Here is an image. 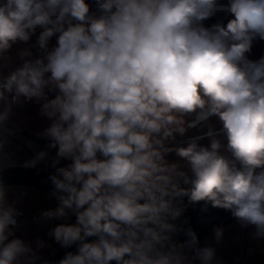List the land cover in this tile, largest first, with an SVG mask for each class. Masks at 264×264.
I'll use <instances>...</instances> for the list:
<instances>
[{
    "label": "clouds",
    "instance_id": "clouds-1",
    "mask_svg": "<svg viewBox=\"0 0 264 264\" xmlns=\"http://www.w3.org/2000/svg\"><path fill=\"white\" fill-rule=\"evenodd\" d=\"M96 6L99 16L86 0L0 2V54L42 29L37 46L44 55L24 59L32 52L23 49L22 66L0 80V126L22 98L43 101L41 114L52 122L42 135L57 149L53 167L61 158L71 161L50 175L59 203L42 213L76 216L75 224L49 232L61 247L77 245L58 264H186V248L211 264L215 249L197 247L191 228L183 243L172 242L178 230L172 221L182 213L175 201L185 196L230 210L264 237V56H246L255 39L264 40V0H96ZM218 11L233 18L205 27ZM197 110L198 120L219 117L233 159L220 154L211 129L210 147L199 146V138L165 146L186 132L184 117ZM171 151L194 178L165 160ZM17 215L0 183V264L36 259L24 240L9 239ZM214 231L219 241L222 229Z\"/></svg>",
    "mask_w": 264,
    "mask_h": 264
},
{
    "label": "flooded vegetation",
    "instance_id": "flooded-vegetation-1",
    "mask_svg": "<svg viewBox=\"0 0 264 264\" xmlns=\"http://www.w3.org/2000/svg\"><path fill=\"white\" fill-rule=\"evenodd\" d=\"M2 2V0H0ZM90 5V13H94L99 16L100 12L97 9L96 3L86 0ZM218 4L227 5L229 0H217ZM230 13L224 11H218L214 16L209 19L204 20L202 23L205 27H210L215 23H221L226 25L227 22L232 19ZM42 31L41 28L37 27L35 34H33L28 42L17 41L14 43L9 50L0 54V80L8 76L13 70L8 68L5 64L9 62L21 61L24 62L20 57V52L23 49H30L33 46L35 51L39 49L37 46V38ZM57 36H53L49 41V50L56 44ZM33 42V43H32ZM40 50V49H39ZM246 56L250 60H257L264 56V40L259 38L255 39L252 43L251 51L246 53ZM25 57L24 59H27ZM46 95L49 97L53 94L51 91L45 89ZM36 103L33 100H23L22 103L14 104L12 106L11 115L7 122L3 126H0V168L14 166V165H26L33 161L39 153L45 152L46 156L38 161L34 167L43 168L50 172L56 174V168L65 167L71 163L70 160H65L61 158L59 163L53 167V161L56 157V148H50V140L42 135L44 130L50 126L51 120L46 116L40 120L35 121L33 124H28L26 120V110L25 105H30L31 103ZM200 110L197 112L187 114L184 117L186 132L183 135L176 133L174 139H169L165 142V146L168 148L181 147L184 145L186 147L193 139H197L199 146L210 147L211 138L205 134L211 129L215 134V138L218 139L221 144L227 143L226 135L223 133V124L219 117L216 115L209 116L206 120H197L196 116ZM9 125L16 126L18 128L30 131L37 134L43 138L45 141H36L31 136H27L22 133L19 129L12 128ZM204 139H209V145L202 143ZM199 141V142H198ZM220 154L227 152L226 150H219ZM172 157V158H168ZM165 155V160H168L169 164H176L178 169L189 174L191 172L188 163L181 157L176 155ZM97 157L103 159V157L98 153ZM6 202L16 208L19 215L15 218L17 220V225L12 228L14 232V237L21 238L26 243H28L34 250L33 246L38 242L33 240L43 241V247H39L40 252H34L36 259L35 263L40 264L52 254H54L61 245L57 242L49 241L47 230V222L54 223L56 226L61 224L63 217L61 218H51L45 219L42 213L46 210L55 209L58 206V200L55 195L36 188L31 185L25 184H6ZM30 189V191H29ZM29 191V192H28ZM38 192H42L47 196L43 199L37 196ZM37 211V212H35ZM68 218L72 224H75L76 216L69 210ZM239 221L235 218L229 224L222 228V237L219 241L216 240L215 234L201 241L197 247H212L215 249V256L211 264H264V251L260 248L254 247V240L257 237L255 235L256 229L254 225H242V245L237 246L236 244L227 246L224 241L227 236H229L228 230L237 224ZM241 222L237 224L236 230H240ZM17 228V230H16ZM27 231H32V233H27ZM227 232L225 235L224 233ZM233 235L239 237L238 232ZM232 235V236H233ZM250 237L253 240H250ZM259 238V237H258ZM252 242V243H251ZM187 257L186 264H200L198 259H193L194 252L190 249L184 254ZM23 259V258H22ZM34 263V264H35ZM27 264V261H25Z\"/></svg>",
    "mask_w": 264,
    "mask_h": 264
},
{
    "label": "water",
    "instance_id": "water-1",
    "mask_svg": "<svg viewBox=\"0 0 264 264\" xmlns=\"http://www.w3.org/2000/svg\"><path fill=\"white\" fill-rule=\"evenodd\" d=\"M90 2L96 3V0H89ZM198 116V114H197ZM196 116V119H197ZM198 120V119H197ZM12 128L19 129L22 133L27 136L33 137L36 141H45V138L34 134L30 131L18 128L16 126L9 125ZM225 157L233 159L230 152H225ZM237 167H240L237 162ZM261 169H257L259 172ZM55 173L45 170L43 168H38L34 166L26 165H14L0 168V183L3 185L6 184H25L31 185L41 190L47 191L53 194L54 185L49 179L50 175ZM190 178H194L192 173L187 174ZM180 186L183 188H190V184H185L183 178H180ZM176 206L182 209L181 215L175 220L172 221L177 226V232L172 235V242L176 244H181L188 237L185 235V231L191 228L198 237V244L204 239L211 237L215 234V229H222L227 224L235 219L230 210H226L219 207H213L210 203L205 205L204 201L199 202H190L187 196L182 198H177ZM89 242L97 239L96 237L87 238ZM190 249H184V254ZM77 251V245L73 244L71 247L64 248L60 247L54 254L48 257L40 264H58V261L62 259L66 252ZM115 264V262H112Z\"/></svg>",
    "mask_w": 264,
    "mask_h": 264
},
{
    "label": "rangeland",
    "instance_id": "rangeland-1",
    "mask_svg": "<svg viewBox=\"0 0 264 264\" xmlns=\"http://www.w3.org/2000/svg\"><path fill=\"white\" fill-rule=\"evenodd\" d=\"M33 43V42H32ZM31 49H32V56L31 57H28L27 59H35V58H37V57H41V56H43L44 55V53L41 51V50H39V49H36V51H35V49H34V47L32 46L31 47ZM22 64H23V62H21V61H15V62H9V63H6L5 65L8 67V68H11L13 71L16 69V68H18V67H20V66H22ZM48 90V89H47ZM51 93L53 94V98H54V96L56 95V93L54 92V91H51ZM51 97H52V95H50L48 98L49 99H51ZM35 100V99H34ZM42 102L43 101H41V102H36V103H31L30 105H25V110H26V120H27V123L28 124H33L35 121H37V120H40V119H42V118H44L45 116H43L42 114H41V111H40V109H41V104H42ZM175 135V134H174ZM199 142V141H198ZM202 143H205V144H208L209 145V139H204L203 141H202ZM181 147H184V145H182ZM175 148H178V147H175ZM175 148H172V149H175ZM227 149V143H224V144H221V148H220V150H226ZM169 154H171V155H176V152L175 151H171V152H169V153H167L166 154V156L167 155H169ZM168 158H172V157H169V156H167ZM65 160H67V159H65ZM167 162H168V160H166ZM180 170V169H179ZM29 191H30V189H29ZM28 191V192H29ZM37 196L39 197V198H42V200L43 199H45V198H47V196H45V194L44 193H40V192H38L37 193ZM47 199H49V198H47ZM68 212H69V210H67ZM35 212H37V211H35ZM56 221H55V224L54 223H50V222H47L45 225H47V230H49V232L56 226ZM239 223V222H238ZM237 223V224H238ZM61 224H72L71 222H70V220H69V218H68V215L66 216V217H63V219H62V222H61ZM237 224H235L232 228H231V230H228L227 232H229V236H227L226 237V239H225V241H224V243L227 245V246H231V245H234V244H236L237 246H241L242 245V224H241V228H240V230H236V228L235 227H237ZM16 230H17V228H16ZM31 233H32V231H30ZM29 231H27V233H30ZM227 232H225L224 233V235L227 233ZM236 232H238V234H239V237H237V235L235 236V235H233V234H235ZM233 235V236H232ZM48 236V238H49V241H51V242H56L55 241V239H54V237L53 236H50L49 234L47 235ZM255 238V237H254ZM253 238V239H254ZM251 237H250V240H253ZM33 240L35 241V242H39V240H36V238L35 237H33ZM254 243V247H257V248H260V249H262L263 251H264V237H256L255 238V240L253 241ZM252 243V242H251ZM33 248H34V250H33V252H40V251H42V250H39L38 249V247H37V244L36 245H34L33 246ZM34 263H35V261H34ZM36 264V263H35Z\"/></svg>",
    "mask_w": 264,
    "mask_h": 264
},
{
    "label": "trees",
    "instance_id": "trees-1",
    "mask_svg": "<svg viewBox=\"0 0 264 264\" xmlns=\"http://www.w3.org/2000/svg\"><path fill=\"white\" fill-rule=\"evenodd\" d=\"M74 222L76 223V220Z\"/></svg>",
    "mask_w": 264,
    "mask_h": 264
}]
</instances>
